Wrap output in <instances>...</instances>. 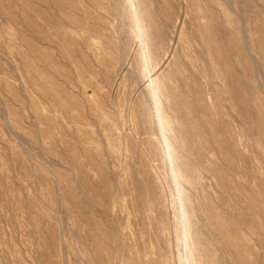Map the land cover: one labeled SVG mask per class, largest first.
Masks as SVG:
<instances>
[{
    "label": "rangeland",
    "instance_id": "obj_1",
    "mask_svg": "<svg viewBox=\"0 0 264 264\" xmlns=\"http://www.w3.org/2000/svg\"><path fill=\"white\" fill-rule=\"evenodd\" d=\"M0 264H264V0H0Z\"/></svg>",
    "mask_w": 264,
    "mask_h": 264
}]
</instances>
